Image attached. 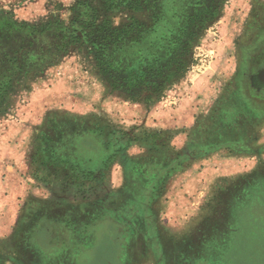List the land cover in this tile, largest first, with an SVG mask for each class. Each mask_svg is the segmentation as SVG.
<instances>
[{
  "label": "rangeland",
  "instance_id": "rangeland-1",
  "mask_svg": "<svg viewBox=\"0 0 264 264\" xmlns=\"http://www.w3.org/2000/svg\"><path fill=\"white\" fill-rule=\"evenodd\" d=\"M79 1L81 0H0V26L7 25L8 29L11 27L13 30L14 23H17L24 25L26 29L36 27L41 30L45 25L60 20L73 30L76 27L74 19L77 17L75 6ZM87 1L97 8L100 17L99 23L110 20L112 28L118 30V33L123 35L126 40L123 43L111 45L104 40L109 36V29L96 31V28H86L89 33L86 38L79 26L80 40L73 42L69 39L68 50L52 52V54L54 53L53 59L42 72L32 73L27 78L20 77L15 86L14 83L12 86L6 84L5 88L1 86L0 89L10 96H14L15 92L20 93L19 95L24 98L34 86L47 85V83L56 82L64 77L71 79L86 77L88 80L94 76L95 79L101 81L104 88L109 89L110 93L120 95L116 89H112L114 92L111 91L109 84L104 81L103 77L107 75V67L121 66L131 69L143 61L144 55L138 52L140 49H152L150 59L158 60L157 67L164 71L161 76L165 83L162 96L157 97L154 102L148 103V100L145 99L141 101L146 109L153 110L161 104L162 100L168 101L170 99V97L167 98L168 96H178L179 93L189 91L187 85L189 82L196 85L197 100L201 101L198 105L201 107V111L198 114H209L215 101L229 87L236 72L238 59L235 41L237 36L244 32V21L249 13L248 5L244 0H237L236 3L234 0H218V6L216 3L217 12L214 13L213 18L203 21L200 19L201 16L199 17L198 37L184 39L182 44L172 43L171 40L174 38H147L145 34L138 33V26L134 24V19L142 23L148 31L155 28V20L160 14L157 0ZM215 1L213 0L214 3ZM185 2L186 0H165L166 13L170 12L172 4L177 3L178 9ZM113 3L114 6L111 7ZM138 7H142V11L137 10ZM203 10L202 7L200 12ZM173 13L170 12L167 15ZM166 26L169 27V21ZM4 27L7 31L5 34L10 36L12 30L9 29V31L6 26ZM27 31L14 30L13 33L19 37V34H27ZM27 42H29L28 37L25 39V43ZM42 42L51 44L50 38L46 35L43 36ZM170 45L172 48H169ZM97 49H110V51L107 56H103L97 53ZM168 49H174V51L168 54ZM123 50L125 54H123ZM111 63L113 65H108ZM5 73L8 72L3 74L5 75ZM1 77V79L8 78L2 75ZM95 81L97 83V80ZM26 82L31 84V89H25ZM247 84H251L249 79ZM142 93L147 98L153 91L151 87L143 88ZM121 97L131 100L122 95ZM5 101L2 99L0 102L2 107L6 103ZM10 110L2 118L0 117V128L3 130L5 126L14 125V122H11L14 118L11 117L13 114H10ZM12 113H14V109ZM198 114L189 128L196 123ZM41 118L43 119L42 116ZM253 120V125L249 124L250 120H243L242 126L245 128L239 134L246 133V139L253 136L250 144L255 149L254 153L248 154V152L232 156L222 151L220 154L223 157L229 158L228 160L235 158L239 163L235 167L227 163L225 178L208 188H203L201 185L200 189L204 192L201 190L194 193L177 191L179 199L183 198V206H186L185 201L188 200L185 196L189 197L192 194L198 198L194 205L190 206L191 214L188 217L179 219L164 214L159 217L155 210H165L162 203L151 205L152 212L148 214L150 221L142 219L141 212H137V216L134 213L123 214V217L119 216L116 214L115 208L114 211L112 208L100 210L99 218L96 221L88 215L83 221L81 220L82 223H76L75 215L68 213L63 217L67 222L66 226L59 221L43 219L42 223L34 228L31 237L32 244L43 252L44 260L48 261L47 264H264V152L259 150V146L264 143V116ZM9 121L11 123L6 125ZM37 125V127L43 125V120L39 121ZM185 128L187 127L185 126ZM184 129L182 133L176 135L174 140L180 149H186L187 133ZM83 133L85 132L82 130L79 133L69 130L65 134L62 146L71 144L75 140L78 141ZM82 155L85 153L82 152ZM215 156L218 157V153L212 157ZM252 170H257L259 173V189L237 209L236 222L230 225L228 216L233 210V201L237 199L236 185L240 180L243 181L247 173L249 175ZM191 178L194 180V175ZM123 184V180L119 184L112 182V185L109 184V189L112 191L100 189L101 204L104 206L108 202V205L116 206L121 202L128 201L129 203V200L122 201L119 196H113L118 188L123 189V192L126 191V188H121ZM33 185H38L41 188V184L38 182H34ZM42 185L44 186V184ZM50 187H52V191L54 189V192L51 191L53 197L50 194L46 195V197L49 196V201L65 197L61 192L63 190L59 182H55ZM177 187L179 190L180 185L178 184ZM73 191L66 198L68 203H71L69 199H72L73 196L70 194ZM168 193L170 195L172 192L170 193L169 190ZM89 198L91 199L83 198V200L93 202L95 194ZM128 203L126 209H128ZM106 209L109 210L106 211ZM54 216L52 214V217ZM171 216L172 218L169 219ZM74 223L78 227L82 226L85 233H92L93 242L90 238L88 241L83 239L85 244L78 245L79 254L74 257V260L70 258L68 262H55L57 258L64 257L61 255V251L66 250L67 247L76 246L73 229L69 228L70 224ZM204 224L205 229L199 228ZM78 241L82 242L80 234ZM4 264L14 263L5 262ZM35 264H42V261L36 260Z\"/></svg>",
  "mask_w": 264,
  "mask_h": 264
},
{
  "label": "trees",
  "instance_id": "trees-1",
  "mask_svg": "<svg viewBox=\"0 0 264 264\" xmlns=\"http://www.w3.org/2000/svg\"><path fill=\"white\" fill-rule=\"evenodd\" d=\"M177 3L170 7V12L174 13L167 15L170 12L166 13L165 0H157L160 14L155 20V28L148 31L142 23L134 19V24L138 26V33L145 34L147 38L170 37L174 38L171 40L172 43L182 44L184 39L198 37L199 17L201 16L200 19L203 21L213 18L218 6V0L215 3L213 0H186L178 9ZM263 4L255 8L254 16L248 19L242 36L238 38V66L229 87L215 101L209 114H198L194 126L184 129L187 133L186 149H180L174 144L178 132L173 130L136 126L137 130L130 134L103 119L80 117L63 110H49L44 117L43 125L38 127L39 130L35 134L31 154L32 172L38 179V184L41 186L44 184L51 191L52 184L55 182L61 184L63 190L61 192L65 197L49 202L58 204L69 197V193L74 190L70 195L76 197L81 195L84 199H91L89 196L95 194V201H86L88 203L86 206H99V210L102 211L108 202L104 206L101 204L100 189L111 190L109 189V168L113 162L119 161L122 164L124 182L121 188H126V191L124 192L125 196H122L123 189L118 188L113 196L117 195L119 199L125 201L129 198L126 196L127 192L137 194V198L129 200L128 209L123 206L125 202L118 205L125 208L124 214H130L128 210L131 209L133 213L135 210L141 211L142 219L150 221L148 214L152 212L151 205L162 203V197L169 189L173 176L177 173L184 172L195 162L208 159L221 150L232 156L248 152V154L254 153L255 149L250 144L253 136L250 135L252 137L246 139V133L244 135L239 133L243 132L242 130L245 128L242 126L243 120H250L249 124L253 125V119L264 116V100L255 99L253 93L248 90L249 85L247 84L249 60L256 53H264ZM202 7L204 10L200 12ZM141 8L138 7L137 10L142 11ZM75 10L77 17L74 19L76 27L73 30L60 20L45 25L41 30L36 27L26 29L24 25L14 23V29L9 27L12 32L10 36H7L4 26L9 30L8 26H0V79L1 75L8 77L0 80V87L5 88L6 84L12 86L13 83L15 86L20 77L27 78L32 73L42 72L52 61L54 54L52 52L68 50L69 39L73 42L80 40L79 26L86 38L89 34L86 28H96V31L109 29V36L104 40L111 45H117L126 40L123 35L118 33V30L112 28L110 20L99 23L98 10L89 1H79ZM168 21L170 28L166 26ZM14 30L28 31L27 34H19L18 37L13 33ZM45 35L50 38L51 44L42 42ZM26 37L29 38L27 43H25ZM171 46L169 48H172ZM97 50V53L103 56H107L110 51V49ZM151 50L140 49L138 51L144 57H142V63L136 65L137 67L131 69L121 66L107 67V75L103 78L109 84L111 91L114 92L112 89H116V92L130 98L133 102H141L144 99L148 100V103L154 102L157 97L162 96L165 82L163 83L161 75L164 71L157 67L158 60L150 59ZM173 51L174 49H168V54ZM123 54H125L124 50ZM4 72L8 73L4 75ZM6 80L8 82H5ZM24 87L26 90L31 89V84L26 82ZM149 87L152 88L153 93L146 98L142 90ZM19 94L15 92L14 96H10L0 89V102L2 99L6 100L3 107L0 103L1 118L14 106V97ZM69 130L78 133L82 130L85 133L80 136L78 141L75 140L71 144L62 146L65 134ZM133 147L139 148L140 152H132ZM259 150L264 152V143L259 146ZM82 152L85 155H82ZM74 153L80 154V158L87 162L97 157L100 167L97 170H92L82 166L79 162L72 160L71 155ZM35 197L38 199L35 204L38 205L41 198ZM149 210L150 212H148ZM157 212L155 210V213ZM134 214L137 215V213ZM120 215L123 217V214L120 213Z\"/></svg>",
  "mask_w": 264,
  "mask_h": 264
},
{
  "label": "crops",
  "instance_id": "crops-1",
  "mask_svg": "<svg viewBox=\"0 0 264 264\" xmlns=\"http://www.w3.org/2000/svg\"><path fill=\"white\" fill-rule=\"evenodd\" d=\"M236 1L234 0L235 3ZM244 1L249 9L244 21L246 24L248 19L254 16L255 8L262 6L264 0ZM238 13H240L239 10ZM242 34L237 37L240 38ZM238 38H236V44ZM235 51L237 54V49ZM92 77V79L88 78V80L86 77L72 79L64 77L56 80V82L47 83V85L34 86L32 91L29 94L27 93L24 98L20 95L14 97V106L10 110V114H13L11 117L14 118L11 122H14V125L5 126L4 130L0 128V264L5 262L35 264L36 260L42 261V264L48 263V261L44 260L43 252L31 242L34 228L41 224L43 219L59 221L66 226L67 222L63 217L68 213L75 215L76 223H82L88 215L94 221L98 220L99 217V206L86 208L85 205L88 203H84L86 201L83 200L81 195L73 196L72 199H69L71 203H68V199H65L58 204H53L49 202V196L46 197L48 194L52 196L49 188L46 186H41L40 188L38 185H33L34 182H38L32 172L31 164L33 139L39 130L37 123L41 120L44 122V117L49 110H63L80 117L88 116L90 119H103L130 134L137 130L136 126H149L157 130L168 129L182 133L185 126L189 128L196 118V114L201 111V107H198L201 101L197 100L196 85L189 82L187 83L189 91L179 93L178 96H168L167 98L170 97L168 99L169 103L166 100H162L158 107L153 110H147L141 102L126 100L117 93H110L109 89L101 85L99 79ZM94 80H97V83ZM202 100L205 101L203 98ZM13 109L14 113H12ZM11 122L9 121L6 125ZM174 144L176 143L174 142ZM131 151L137 153L140 152V149L133 147ZM221 152L222 150L218 152V157L197 161L184 172L173 176L170 184L171 189H168V192L170 190V193H172L169 195L166 192L163 195L162 204L164 209H166L157 212L159 217H161V214L172 215L174 216L173 218L179 219L188 217L191 214L190 206L194 205L198 198L195 195L192 196V194L189 197L185 196L188 200L185 201L186 206H183V198L179 199L178 192L194 193L201 190V185H203V188H208L226 177L227 163L232 164L234 167L239 165L235 158L228 160L229 158L223 157L220 154ZM80 156V154L74 153L71 158L73 161L79 162L82 166L89 167L92 170H97L100 167V161L97 157L94 158L95 160L91 159L88 163ZM230 168L232 167L230 166ZM109 169V184L112 185V182H118L119 184L123 180L122 164L119 161L113 162ZM192 175H194V180L191 178ZM258 177L259 173H257V170H252L249 175L247 173L243 181L240 180L237 183V199L233 201V210L228 216L230 225L236 222L237 209L245 204L246 199L259 189ZM176 179H178L177 182ZM178 184L180 185L179 190H177ZM124 194L123 192L122 196ZM35 196L41 198V202L38 205L35 204L38 201ZM126 196L127 198L129 197L128 200L137 198V194L129 192L126 193ZM127 203L128 201L123 206L126 207ZM104 208H112L113 211L116 209L119 215L120 213L124 214L123 210L125 209L118 204L116 206L110 204L102 209ZM128 211L131 214L133 213L132 210ZM134 213H137V210ZM52 214L55 216L52 217ZM76 223L70 224V227L68 225L70 229H73L76 246L67 247L66 250L61 251V255L66 259L59 257L55 262H68L70 258L74 260V257L79 254L78 245L82 246L85 244L83 239L88 241V238H90L91 242H93L92 233H85L82 226L78 227ZM204 227H206L205 224L199 228ZM79 234L82 242L78 241ZM7 252L11 253L8 254Z\"/></svg>",
  "mask_w": 264,
  "mask_h": 264
},
{
  "label": "flooded vegetation",
  "instance_id": "flooded-vegetation-1",
  "mask_svg": "<svg viewBox=\"0 0 264 264\" xmlns=\"http://www.w3.org/2000/svg\"><path fill=\"white\" fill-rule=\"evenodd\" d=\"M249 70H248V76H247V80L249 79L251 84L249 85V89L253 95V97L257 100H264V87L261 89H257L255 87L252 86V80H251V76L256 74L260 69L264 68V53H256L254 54V56L251 58L250 62H249Z\"/></svg>",
  "mask_w": 264,
  "mask_h": 264
},
{
  "label": "water",
  "instance_id": "water-1",
  "mask_svg": "<svg viewBox=\"0 0 264 264\" xmlns=\"http://www.w3.org/2000/svg\"><path fill=\"white\" fill-rule=\"evenodd\" d=\"M252 86L261 89L264 87V68L251 76Z\"/></svg>",
  "mask_w": 264,
  "mask_h": 264
}]
</instances>
